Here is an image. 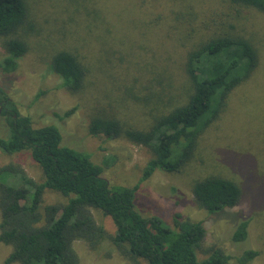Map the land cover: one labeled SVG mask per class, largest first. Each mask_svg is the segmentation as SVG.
I'll return each instance as SVG.
<instances>
[{"label": "rangeland", "instance_id": "obj_1", "mask_svg": "<svg viewBox=\"0 0 264 264\" xmlns=\"http://www.w3.org/2000/svg\"><path fill=\"white\" fill-rule=\"evenodd\" d=\"M25 1V24L12 36L0 37V63L8 56L5 43L10 38L24 41L29 50L19 58L16 71L0 69V84L34 127L57 126L63 145L88 152L112 185L138 184L153 153L124 136L90 135L94 117H114L125 128L149 129L161 111L167 113L188 100L185 64L201 42L234 34L255 45L259 67L231 93L219 119L201 136L193 159L177 173L156 171L140 184L135 204L144 217L158 216L172 228L177 214L202 222L206 237L197 250L199 261L216 247L231 257L228 264H238L236 258L246 250L259 253L250 264H264V14L230 0ZM61 51L75 55L87 69L79 91L62 88L52 69L53 57ZM73 108L71 116L59 118ZM8 133L0 112V138ZM9 164H20L29 177L44 182L29 153L0 150V167ZM211 176L239 185L238 206L210 215L197 205L193 186ZM65 202L52 190L43 197V205ZM91 211L97 224L114 235V226L102 212ZM242 220L249 221L248 237L235 242L233 234ZM74 249L79 264L131 263L109 237L97 248L77 240ZM11 251L0 242V264Z\"/></svg>", "mask_w": 264, "mask_h": 264}, {"label": "trees", "instance_id": "obj_2", "mask_svg": "<svg viewBox=\"0 0 264 264\" xmlns=\"http://www.w3.org/2000/svg\"><path fill=\"white\" fill-rule=\"evenodd\" d=\"M264 14V0H230ZM25 0H0V37H10L26 22ZM8 56L0 63L5 73L17 70L19 58L29 48L17 38L5 43ZM259 67V54L247 38L224 34L201 42L187 57L185 72L190 83L188 100L167 113L161 111L149 129L140 130L107 116L94 117L89 126L92 136L108 139L124 136L136 145L149 148L153 157L134 187L112 185L103 177L104 168L88 152L63 145L55 125L36 128L30 116L19 113L15 102L0 84L1 116L5 117L8 137L0 138V150L9 155L27 152L39 165L44 182L28 176L19 164L0 167V242L11 246L5 264H79L74 242L82 240L97 248L111 242L131 258L126 264H228L231 257L212 247L207 259L199 261L197 250L206 237L202 222L174 217L167 226L158 216L144 217L136 208L139 186L156 171H181L194 157L203 133L219 119L231 93L248 81ZM52 69L61 87L73 92L82 89L87 69L67 51L57 53ZM75 108L60 119L71 116ZM105 164H109L108 160ZM47 190L60 193L64 204L43 205ZM197 205L208 214L238 206L242 200L239 185L227 178L211 176L193 186ZM102 212L114 226V235L98 225L91 209ZM248 220L238 223L235 242L248 237ZM246 250L236 258L250 264L258 257Z\"/></svg>", "mask_w": 264, "mask_h": 264}, {"label": "flooded vegetation", "instance_id": "obj_3", "mask_svg": "<svg viewBox=\"0 0 264 264\" xmlns=\"http://www.w3.org/2000/svg\"><path fill=\"white\" fill-rule=\"evenodd\" d=\"M0 112H1V109H0Z\"/></svg>", "mask_w": 264, "mask_h": 264}]
</instances>
